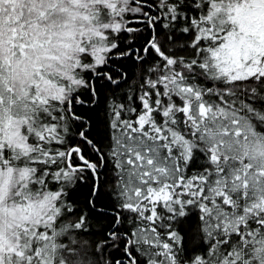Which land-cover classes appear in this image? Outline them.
Returning <instances> with one entry per match:
<instances>
[{
    "label": "snow or ice",
    "instance_id": "obj_1",
    "mask_svg": "<svg viewBox=\"0 0 264 264\" xmlns=\"http://www.w3.org/2000/svg\"><path fill=\"white\" fill-rule=\"evenodd\" d=\"M0 264H264V0H0Z\"/></svg>",
    "mask_w": 264,
    "mask_h": 264
}]
</instances>
